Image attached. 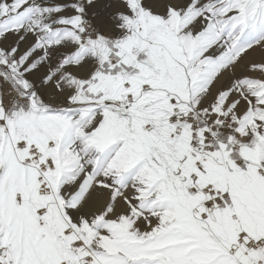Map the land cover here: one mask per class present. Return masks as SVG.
I'll return each instance as SVG.
<instances>
[{"label":"snow or ice","instance_id":"snow-or-ice-1","mask_svg":"<svg viewBox=\"0 0 264 264\" xmlns=\"http://www.w3.org/2000/svg\"><path fill=\"white\" fill-rule=\"evenodd\" d=\"M0 264H264V0H0Z\"/></svg>","mask_w":264,"mask_h":264}]
</instances>
